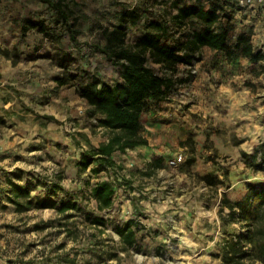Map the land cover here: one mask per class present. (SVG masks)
Listing matches in <instances>:
<instances>
[{
    "label": "clouds",
    "instance_id": "9594fccd",
    "mask_svg": "<svg viewBox=\"0 0 264 264\" xmlns=\"http://www.w3.org/2000/svg\"><path fill=\"white\" fill-rule=\"evenodd\" d=\"M196 32L223 49L182 47ZM149 33L175 58L139 60L159 96L135 76ZM109 102L141 106L153 142L114 148L97 107ZM0 119V264H227L228 243L247 253L240 264H264L245 210L222 203L246 183V158L264 155V0H0ZM204 134L227 142L217 163L230 187L213 188L201 156L173 140ZM13 185L30 211L13 210Z\"/></svg>",
    "mask_w": 264,
    "mask_h": 264
},
{
    "label": "trees",
    "instance_id": "16d2710c",
    "mask_svg": "<svg viewBox=\"0 0 264 264\" xmlns=\"http://www.w3.org/2000/svg\"><path fill=\"white\" fill-rule=\"evenodd\" d=\"M196 8H189V13H196ZM189 21V20H188ZM187 21V23H188ZM197 24L200 23L199 20H195ZM184 21H182L183 23ZM204 23H208L207 18H204ZM163 29L162 25L154 26L152 33L159 32ZM195 30V29H194ZM195 39H189L181 46L188 50H199L201 47L206 46L212 50L223 49L224 42L222 39L211 37L208 38L206 35H201L199 32L195 33ZM162 36H153L151 33L145 35L142 38L141 46H139L135 52L134 57L136 71L135 76L138 78L139 83H141L145 89V94L149 92L153 95H161L159 87L153 86L151 83L150 75L143 73L139 70V60L142 56L151 55L155 56L159 60H163L169 64H172L175 58L171 55V52L167 48L156 47V42L159 39H162ZM102 114L109 115L110 118L114 121V126L112 127V137L111 142L114 148L122 150L124 147L135 146L134 142L142 143L143 145L148 144L147 138L143 135V124L141 122V113L143 111L141 106H137L135 110L129 109L127 111H122L115 106L114 103H104L97 106ZM112 148L107 149L109 153L112 152ZM249 166L264 170V155L261 156L260 160L252 159L247 161ZM208 177V176H207ZM11 184V180L7 181ZM13 195L9 197V202L15 205V211L22 212L31 209V203L25 202L21 197L25 196L26 190L19 189L17 186L13 185ZM253 188V193L245 192V194L236 200L229 198L227 195L223 198V205L228 207H240L245 210L246 215L243 217L246 222V226L249 227V242L253 240L259 242V250L264 254V182L251 183L247 184V189ZM253 196H261V204L256 208H252L251 202ZM104 197L108 200L111 199V191L105 192ZM248 205V208L245 209V205ZM64 213L72 210V207H66L64 209H58ZM222 211V209H221ZM234 219V217H233ZM228 221H225L227 224ZM136 233L129 232L125 237L126 243L131 246L135 243ZM225 256L228 258L227 264H240V258L246 256L247 253L242 252L240 246L235 243H228L224 249Z\"/></svg>",
    "mask_w": 264,
    "mask_h": 264
},
{
    "label": "rangeland",
    "instance_id": "374dc122",
    "mask_svg": "<svg viewBox=\"0 0 264 264\" xmlns=\"http://www.w3.org/2000/svg\"><path fill=\"white\" fill-rule=\"evenodd\" d=\"M188 23L192 26L193 29H196L199 24L195 20H189ZM5 123L2 119H0V124ZM180 137L182 139H180ZM179 139L180 146L185 148L187 151H190L193 154V159L196 158L197 155H200L201 158L204 160V166L201 167L197 165V171L204 176H208L209 183L212 184L213 188L216 187V184L214 181H219V186L223 187L225 185V182H227V185L230 187L233 181L235 180V177L233 176L232 170L229 168H225L222 165H219L217 162L222 158L223 153L221 152V147L226 146V140L217 135L212 134H204L199 136H179L176 137V139ZM215 150L216 155V161H213L211 157H207V152H212ZM247 167L249 171L247 173H244L246 183L243 185L242 188L234 189L230 195H227L229 198L236 200L241 198L246 191L244 189H247V184L249 182L251 183H259L264 182V175H261L264 173V170H260L254 167H251L247 163ZM11 175H16L15 173ZM223 177V179H221ZM6 210V209H3ZM15 211V209H13ZM26 210V211H30ZM17 213H20L16 211ZM25 212V211H22ZM72 210H69L65 212V220L69 219L71 217ZM56 223V222H53ZM44 225H34L33 229L43 231ZM16 231H19V229H15ZM65 246L64 243H61L57 246L54 250H59V248H63ZM66 264H73V261L67 260ZM85 264H88L86 261Z\"/></svg>",
    "mask_w": 264,
    "mask_h": 264
},
{
    "label": "crops",
    "instance_id": "0c3cea01",
    "mask_svg": "<svg viewBox=\"0 0 264 264\" xmlns=\"http://www.w3.org/2000/svg\"><path fill=\"white\" fill-rule=\"evenodd\" d=\"M200 49L203 50L204 54L209 55V56H211L215 52V50H212V49H210V48H208L206 46H203ZM5 102H7V101H5ZM47 119H50L51 120V119H54V117H51L50 116ZM141 122L143 124V131H142V133L147 138V140H148V144L147 145H149L150 143L153 142V133L150 132V131H148V129H146L144 127V123L146 122L144 120V111H142V113H141ZM155 127L156 128H159V124H157ZM167 131H169V130L165 129V132H167ZM163 139L167 140V137H164ZM175 139H176V137L174 136L173 137V140H175ZM180 139H182V138L180 137ZM157 143H159V140H157ZM147 145H145V146H147Z\"/></svg>",
    "mask_w": 264,
    "mask_h": 264
}]
</instances>
